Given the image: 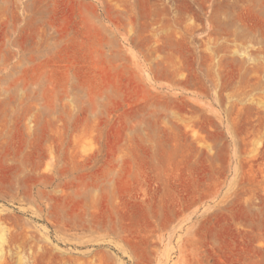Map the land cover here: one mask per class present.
<instances>
[{"label":"rangeland","instance_id":"374dc122","mask_svg":"<svg viewBox=\"0 0 264 264\" xmlns=\"http://www.w3.org/2000/svg\"><path fill=\"white\" fill-rule=\"evenodd\" d=\"M0 264H264V0H0Z\"/></svg>","mask_w":264,"mask_h":264}]
</instances>
